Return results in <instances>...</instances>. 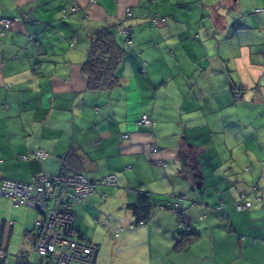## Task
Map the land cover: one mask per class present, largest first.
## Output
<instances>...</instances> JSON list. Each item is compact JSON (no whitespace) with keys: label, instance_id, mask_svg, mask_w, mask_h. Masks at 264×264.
<instances>
[{"label":"crops","instance_id":"1","mask_svg":"<svg viewBox=\"0 0 264 264\" xmlns=\"http://www.w3.org/2000/svg\"><path fill=\"white\" fill-rule=\"evenodd\" d=\"M258 8L264 0H0V20L11 22L0 36V180L59 173L73 152L69 173L116 176L115 186H98L73 205L80 241L94 244L92 230L113 233L123 223L117 236L153 244L162 264H264ZM153 15L164 21L154 24ZM122 26L132 30V49L124 47ZM100 27L115 29L126 57L116 85L93 91L81 67L88 34ZM142 114L151 116L152 128L138 123ZM39 149L45 159L33 157ZM138 191L148 194L154 212L131 230L128 204ZM241 194L252 205L237 211ZM22 207L33 220L30 230L23 225L25 235L35 210ZM182 231L196 235L180 249Z\"/></svg>","mask_w":264,"mask_h":264},{"label":"built area","instance_id":"2","mask_svg":"<svg viewBox=\"0 0 264 264\" xmlns=\"http://www.w3.org/2000/svg\"><path fill=\"white\" fill-rule=\"evenodd\" d=\"M95 0H88L91 5ZM257 13H264V8L255 10ZM126 14L131 15L126 9ZM154 24L164 18L153 15L150 18ZM10 20H0V36L10 28ZM123 36L125 49H132L134 43L131 38L132 30L127 26L119 28ZM122 57H126V51ZM235 98H240V93H235ZM138 123L152 128L155 124L148 114H142ZM128 134H123L126 139ZM157 151L156 147L152 148ZM48 153L44 150H37L33 157L37 160L45 159ZM25 158L24 156H22ZM116 176L109 174L95 180L79 172L47 174L43 171L36 172L28 182H17L8 179L0 180V194L10 199L14 206H28L35 210V217L32 230L26 234L31 243L32 250L40 257L45 258L47 264H96L98 247L88 241L78 239L79 232L74 226L75 214L73 205L85 201L86 197L94 193L98 186H115ZM259 200L258 197H256ZM252 202L244 194L234 202V208L242 211L250 208ZM178 206L173 205L171 211H178ZM111 218L107 222L111 224ZM144 225L141 222L129 225L131 230L136 226ZM125 229V224H120L112 233L119 234V230ZM1 253V252H0Z\"/></svg>","mask_w":264,"mask_h":264},{"label":"trees","instance_id":"3","mask_svg":"<svg viewBox=\"0 0 264 264\" xmlns=\"http://www.w3.org/2000/svg\"><path fill=\"white\" fill-rule=\"evenodd\" d=\"M88 35L90 46L87 58L81 67L86 87L93 91L110 89L116 85L117 77L115 70L117 65L125 58L122 57L124 50L116 45V31L111 27L92 29ZM72 153L68 152L64 157L62 161V173H69L67 171L68 162ZM128 209L131 212L135 225H139L141 222L146 223L154 212L148 194L141 191H138L134 201L128 204ZM8 225V222L3 221L0 226V264H6L5 254L11 235ZM195 235V231L179 232L177 234L176 247L181 249L183 245L190 244ZM40 258L45 260L43 257ZM14 264H31V262L25 252H20L15 256ZM45 264H47L46 260Z\"/></svg>","mask_w":264,"mask_h":264},{"label":"rangeland","instance_id":"4","mask_svg":"<svg viewBox=\"0 0 264 264\" xmlns=\"http://www.w3.org/2000/svg\"><path fill=\"white\" fill-rule=\"evenodd\" d=\"M1 202L6 207L0 209V221L6 219L7 222L13 224L5 254V263L14 264L15 256L20 252H25L31 264H45V260L32 250L31 243L27 239L26 234L24 235L23 231L26 228L23 225L27 224L26 227L30 230L29 227L33 222L31 218L27 219L26 208L14 206L7 197L3 201L1 199ZM19 220L22 221L19 222ZM91 235L92 238L90 240L99 248L98 264H162V262H159L163 257L162 253L153 244L147 245L142 240L141 244L134 246L132 244L134 242L139 243L140 239L135 238L129 244L128 240L114 236L110 230L106 229H103V231L100 229L92 230ZM168 259L163 260V263L168 264Z\"/></svg>","mask_w":264,"mask_h":264}]
</instances>
